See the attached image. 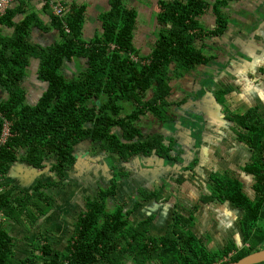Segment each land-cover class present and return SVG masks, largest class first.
<instances>
[{
	"label": "trees",
	"instance_id": "16d2710c",
	"mask_svg": "<svg viewBox=\"0 0 264 264\" xmlns=\"http://www.w3.org/2000/svg\"><path fill=\"white\" fill-rule=\"evenodd\" d=\"M189 1L192 6L181 7L177 3L160 7L158 25L162 29L156 46L145 56L133 45L136 13L126 10L122 0H116L104 15L102 34L89 42L81 38L83 8L78 6H71L67 13L63 11V17L52 16V26L59 31L61 42L48 50L39 52L27 40L32 15L25 17L10 38H0V87L9 93L7 99L0 101V136L5 118L13 122L16 132L0 151V264H125L127 260L133 264H224L264 247V230L257 224L264 220V123L259 120L252 125V131L248 130L244 141L252 151L251 164L245 170L254 175L255 197L244 195L237 177L227 173L220 174L223 179L218 174L211 175L209 199H229L243 210L240 245L230 240L220 250L211 251L192 231L193 224L188 222L193 217L179 213L174 214V222L166 233L155 238L148 234V219L133 224L128 217L130 212L108 211L105 206L109 196L116 193L119 178L127 177L124 169H118L115 157L126 163L140 155L169 156L170 144L164 142V137L142 136L138 120L145 112L166 118L170 71L201 63L192 42L186 45L188 30L194 27L200 10L199 0ZM47 2L50 4L51 0ZM18 3L7 9L0 20L11 22L21 12L23 1ZM32 57L39 58L38 76L48 84L40 99L30 105L25 103L20 81ZM72 58L87 61L76 78L60 72L62 62ZM99 98L103 99L100 104L96 102ZM113 128L121 130V138L111 131ZM243 129L240 127V132ZM84 140L101 143L114 171L110 185L100 189L94 200H87L88 209L78 216L74 234L63 249H54L47 233H42L32 254L16 259L15 240L8 224H13V220L37 224L52 204L39 188L31 194L8 180V170L18 159L19 149H26L25 160L34 167L53 157L51 169L62 180L64 170L74 160L73 147ZM140 193L144 201L155 196Z\"/></svg>",
	"mask_w": 264,
	"mask_h": 264
},
{
	"label": "crops",
	"instance_id": "0c3cea01",
	"mask_svg": "<svg viewBox=\"0 0 264 264\" xmlns=\"http://www.w3.org/2000/svg\"><path fill=\"white\" fill-rule=\"evenodd\" d=\"M21 1V12L11 22L0 20V38H10L25 17L32 15L27 40L39 50H48L61 42L59 31L51 22L55 6H60L66 13L71 6L83 8L80 34L84 42H89L102 34V19L116 2L51 0L53 2L48 4V0ZM263 1L199 0L200 10L194 6L198 14L194 18V27L188 30L186 45L192 42L201 63L185 67L178 75L170 71V105L166 111L173 116L172 120L167 121V113L166 118H156L145 112L139 116L138 124L144 127L142 136H152L156 134L154 129L160 128L159 133L164 142L170 144V150L177 133H181L185 140L187 131L179 129L171 134L162 128L175 131L174 124L186 125V114L195 115L205 124L200 127L194 146L185 142L189 157L184 162L168 156L164 167L152 168L149 163H155L157 156L154 154L142 156L139 160L132 157L126 163L115 157V164L119 170H125L127 177L119 178L116 193L109 196L105 205L108 211L130 212L128 217L133 224L148 219V234L155 238L166 233L174 222V214L179 213L186 218L193 217L192 222H188L193 224L192 231L210 250L219 243L223 247L230 240L238 245L243 242L239 225L243 210L229 199L204 200L202 195H210L212 174L228 173L241 182L245 196L255 197L254 175L245 170L251 164L252 151L244 142L246 137L238 133L240 127L244 128L242 132L252 131V125L264 117V21L255 22L249 15L257 8L264 11ZM177 3L181 7L192 6L189 0H122L126 10L136 13L133 45L141 55H148L158 42L162 29L158 25L160 7ZM17 5L19 3L10 8ZM260 17L264 20V13ZM231 43L237 46L234 49L237 53L227 57L225 50ZM29 59L20 85L25 103L33 105L43 95L48 83L38 76L39 58ZM86 64L82 58L64 60L60 72L65 77L76 78ZM197 68L201 70L200 74ZM8 97L9 93L0 87V101ZM126 108L130 106L126 105ZM111 131L121 138L119 128ZM18 152V159L8 170V180L16 188L31 194L39 188L52 201L50 210L39 218L37 224L31 226L14 220L13 224H8L9 233L15 240L14 257L22 259L32 254L33 245L40 243L38 237L42 233H47L48 242L54 249H63L74 234L78 216L88 209L87 200H94L100 189L110 185L114 172L104 165V162L108 165L107 154L101 143L91 140L73 147L74 160L64 170L62 180H58L51 169L53 157L34 167L25 160V148ZM174 164L173 168L168 166ZM141 191L155 196L144 201ZM125 264L133 263L127 260Z\"/></svg>",
	"mask_w": 264,
	"mask_h": 264
},
{
	"label": "water",
	"instance_id": "95a60500",
	"mask_svg": "<svg viewBox=\"0 0 264 264\" xmlns=\"http://www.w3.org/2000/svg\"><path fill=\"white\" fill-rule=\"evenodd\" d=\"M263 4H264V1H263ZM261 13H264V11H261L260 8H257L254 12L249 13V15L250 17H252V20H254L255 22H263L264 20L260 17ZM251 27H253V25H251ZM228 45L229 46L225 50L226 56L227 57L235 56L237 51L234 49L237 46L234 43H231ZM186 115H187L186 120H185L186 125L174 124L173 128L175 129V131L167 130L171 134H175L176 131H178L179 129H185L187 131L186 134L184 135L185 140L181 133H177V138L172 139L174 140L173 148L168 151V154L170 158H172V160L173 158H179L181 162H184L188 159V157H186V152L188 151L186 149V146H187L186 143L187 144L190 143L191 146H194L197 142V134L199 133L200 127H203L205 124L203 120L198 119L195 115H192V116L189 114H186ZM154 155L157 156V158H155V163L152 162V163H149V165L152 166V168L164 167V161L165 159H167V157L158 155V154H154ZM141 157L142 155L136 156L137 160H139ZM104 165L105 167H107V164L105 162H104ZM168 166L173 168L175 164L173 166H170V165ZM263 261H264V247L257 251L251 252L236 261H230L224 264H258Z\"/></svg>",
	"mask_w": 264,
	"mask_h": 264
},
{
	"label": "built area",
	"instance_id": "2783aa9c",
	"mask_svg": "<svg viewBox=\"0 0 264 264\" xmlns=\"http://www.w3.org/2000/svg\"><path fill=\"white\" fill-rule=\"evenodd\" d=\"M18 1L19 0H0V17H2L6 13L7 9L15 5L16 3H18ZM54 15L58 17L63 16V10L60 6L54 7ZM65 31L67 32L68 30L65 28ZM12 123L13 122L7 118L3 120V125H2V130H1L2 133L0 136V151H1V148L7 143L9 138H12L13 136L16 135V132L12 129ZM1 174L2 173L0 172V181H1Z\"/></svg>",
	"mask_w": 264,
	"mask_h": 264
},
{
	"label": "rangeland",
	"instance_id": "374dc122",
	"mask_svg": "<svg viewBox=\"0 0 264 264\" xmlns=\"http://www.w3.org/2000/svg\"><path fill=\"white\" fill-rule=\"evenodd\" d=\"M37 51H39V48H37L36 49ZM40 52V51H39ZM197 70V72H198V74H200L201 73V70L199 69V68H197L196 69ZM181 71V69H180V67H178V68H176V69H174L172 72L175 74V75H178V73ZM200 93H201V91H200ZM259 121L260 122H262V123H264V117H261L260 119H259ZM248 134H249V132H240V133H238V135H240V136H242V137H246V136H248ZM215 174H217V173H215ZM228 174V173H227ZM218 177L219 178H221V179H223V177L220 175V174H218ZM202 198L204 199V200H209V196L207 195V194H204V195H202ZM258 227L261 229V230H264V220H259L258 221ZM234 231H235V229H234ZM222 243H219L218 244V246H214L213 248H212V250L211 251H218V250H220L221 249V247H222ZM240 245V244H239ZM129 261V260H128Z\"/></svg>",
	"mask_w": 264,
	"mask_h": 264
},
{
	"label": "flooded vegetation",
	"instance_id": "af4514ba",
	"mask_svg": "<svg viewBox=\"0 0 264 264\" xmlns=\"http://www.w3.org/2000/svg\"><path fill=\"white\" fill-rule=\"evenodd\" d=\"M101 99H99V100H97V103L98 104H100L102 101H103V99L100 101ZM166 113H167V121H168V119L170 118V120H172V115H170V112H168V110L166 111ZM146 119L144 120V122L146 123ZM138 126H139V124H138ZM139 128H140V130H141V132L142 131H144V127H140L139 126ZM155 130V132H156V135L157 134H161V133H159V130H160V128H156V129H154ZM161 130H164L165 132H167V130H169V129H166V128H162ZM153 135H155V134H153ZM166 156V155H165ZM186 157H189V153L188 152H186ZM191 157V156H190ZM107 166H109V164L107 165ZM109 168H110V170L112 169L110 166H109ZM112 172H114L113 171V169H112ZM238 244V243H237Z\"/></svg>",
	"mask_w": 264,
	"mask_h": 264
}]
</instances>
